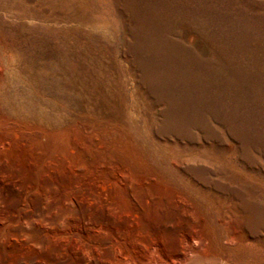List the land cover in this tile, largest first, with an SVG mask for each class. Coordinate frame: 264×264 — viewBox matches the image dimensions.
<instances>
[{
    "label": "rangeland",
    "instance_id": "1",
    "mask_svg": "<svg viewBox=\"0 0 264 264\" xmlns=\"http://www.w3.org/2000/svg\"><path fill=\"white\" fill-rule=\"evenodd\" d=\"M7 7L0 264H264V0Z\"/></svg>",
    "mask_w": 264,
    "mask_h": 264
},
{
    "label": "bare ground",
    "instance_id": "2",
    "mask_svg": "<svg viewBox=\"0 0 264 264\" xmlns=\"http://www.w3.org/2000/svg\"><path fill=\"white\" fill-rule=\"evenodd\" d=\"M23 2V1H22ZM59 4V3H58ZM25 5V4H24ZM26 7V5H25ZM16 10L17 14L21 12V15L23 16H13V12L11 10ZM11 11V12H10ZM15 12V13H16ZM12 13V14H11ZM28 13V12H27ZM27 13H26V9L23 7V9L20 11L19 9H16L15 8H4L1 12H0V20L2 21V23H6V20L9 21L7 24L8 25H13L12 27H15L17 28L19 25L17 24H21L22 22H26V20L29 21V19H27ZM16 14V15H17ZM30 14V12H29ZM28 14V15H29ZM29 18V17H28ZM39 18V17H38ZM109 19V18H108ZM24 20V21H23ZM98 20V19H97ZM35 22V21H34ZM29 23V22H28ZM27 23V24H28ZM44 25V24H43ZM58 27V25H57ZM1 37H2V33L0 32V40H1ZM10 43V42H9ZM0 44L2 46H4L3 50L0 52V58H2V56L4 55H8V57L6 58L5 60V65L2 64L0 65V105L3 107V109L1 108L0 106V126L1 127H5L3 125H6V126H10V131H13V139L11 141V143H14L16 141L15 138H17L19 136V131L18 130H14L16 127L20 126L21 128L25 127V130H32L34 131L35 127L39 129V133L38 135L41 134V132H44L43 133V136L42 137H50L49 140H51V143L53 146H56L58 143H59V140L62 138L61 135L63 134V132H59V130H53V131H49L48 128H43L41 126V124H35V122H38L39 121V117L36 116V120L35 121H31L29 120L26 116L27 115H22L20 113V108L18 105H13L12 104V101H8V105L6 103V99L2 97V90H3V85L4 83L8 82L10 85L13 83V78H14V75L15 74H10V69L11 67H13V55L12 53L11 54H8L6 53V50L8 48H11V47H14V44L13 43H10L11 46H5V44H2L0 42ZM2 48H0L1 50ZM6 49V50H5ZM6 64L7 66L9 67V69L5 72V67H6ZM13 73H14V70H12ZM16 72V71H15ZM13 87H15L17 90H18V87L16 85H14ZM21 91V90H19ZM23 92V90H22ZM27 93H34L35 92L33 91V89L31 88ZM36 95V94H35ZM34 103H38L39 104V100L38 99H35L34 98ZM2 110V111H1ZM41 110L40 106H37L35 108V112L38 113L39 111ZM143 117V116H142ZM146 119V118H145ZM144 122V121H143ZM49 132H52L51 134H49ZM49 134V135H48ZM141 134V133H140ZM3 133L0 134V141L1 143L3 144V141H5V139H3ZM21 146V145H20ZM56 204V203H55ZM54 205V204H53ZM61 206V205H60ZM65 212V211H64ZM63 213V212H62ZM66 215V214H65ZM63 216V214H62ZM41 217V216H40ZM39 218V217H38ZM40 219V218H39ZM42 219V218H41ZM44 219V218H43ZM48 220V219H47ZM57 220V219H56ZM4 224L3 223H0V241H2L3 237H4ZM38 233H40L41 235V240L38 242L39 244L43 243V242H46L47 245L46 247H50L52 246L50 241H49V238H47L48 235H51L50 239L54 236V232L51 230V231H48V232H44V233H41L42 231H39V230H36ZM58 231V230H57ZM58 234V233H57ZM61 234V233H60ZM23 235L25 237H30L33 235L31 234V231H26V232H23ZM60 236V235H59ZM58 237V236H57ZM8 239V238H7ZM46 239V241H45ZM39 240V239H38ZM53 242V241H52ZM3 244V243H2ZM8 245L10 246L11 248L14 247L15 243L12 242V241H9L5 244V246ZM20 246H22L20 244ZM63 246V245H62ZM29 248V247H27ZM45 248V247H44ZM5 248H1L0 247V250H4ZM46 249V248H45ZM59 251V250H57ZM68 252V251H67ZM254 252V251H253ZM38 253V252H37ZM39 254V253H38ZM255 256V255H254ZM261 260V259H260ZM60 261V260H59ZM72 261V260H71ZM40 262V260L38 261ZM71 263V262H70ZM56 264H65V262H58ZM82 264V263H81ZM86 264V263H84Z\"/></svg>",
    "mask_w": 264,
    "mask_h": 264
}]
</instances>
